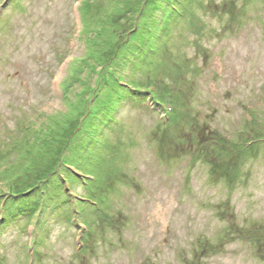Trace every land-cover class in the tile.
Instances as JSON below:
<instances>
[{"label": "rangeland", "instance_id": "374dc122", "mask_svg": "<svg viewBox=\"0 0 264 264\" xmlns=\"http://www.w3.org/2000/svg\"><path fill=\"white\" fill-rule=\"evenodd\" d=\"M0 13V203L67 149L96 178L68 197L98 204L53 202L34 240L36 223L0 226V264H264V146L248 147L264 138V0H0ZM87 58L106 66L94 99ZM147 83L173 117L126 86ZM105 102L90 141L78 129Z\"/></svg>", "mask_w": 264, "mask_h": 264}, {"label": "trees", "instance_id": "16d2710c", "mask_svg": "<svg viewBox=\"0 0 264 264\" xmlns=\"http://www.w3.org/2000/svg\"><path fill=\"white\" fill-rule=\"evenodd\" d=\"M81 6L85 7L83 3H81ZM82 22L84 24L85 21H82ZM133 32H135V30ZM127 38H126V43H128ZM97 44H98L97 41H92L91 45L96 46ZM93 52L95 51H92L91 55L94 56L95 58L96 54H93ZM92 59L93 58H89L88 60L83 59L82 61L84 62V66L80 69V71L82 72L85 68H87L85 67V64H86L90 68V72H93L96 75V78L93 79L94 86L92 87V90H91L92 94L94 95V96H91V98L93 97L94 99V97L96 96L94 92L101 84V81L104 77V71H105L104 69L106 68V66L103 61L98 62L99 58L96 59L97 61H93V63H92ZM83 72H84V76H82L83 78V81H81L82 83L80 82L82 78H77V81L85 85L84 83L85 79H87L89 76H85V74L87 73H85V71ZM103 81L105 82V79ZM120 82L121 80H119V83ZM148 86H152V85H148ZM119 87L121 88V86ZM111 88L114 90V87H111ZM141 88L143 87L139 86L137 90ZM147 91L148 89H146L145 92L148 93ZM121 97L122 96L118 97L117 99L122 100ZM90 106L91 104L87 108L88 110L87 114H88V117L90 118L87 122L83 123L81 125V129L79 128L78 130L80 132H85L88 135L90 141L95 139V141L97 142L99 138H97L96 135L99 130L101 131L103 130L102 125L99 123L100 121H102L100 118L101 113L102 111L110 112L111 107L108 106L107 102H105L103 106L99 108L96 107L95 105H92L91 107ZM86 123L87 125H85ZM49 133H51L50 128H49V131L46 133V139L50 137ZM42 139L44 138L42 137ZM71 141L72 140H70L69 142V146L71 144ZM85 146L86 145H84V147ZM261 146H264V138L258 139L254 143L253 142L248 143V147H250L249 149H251L252 147L262 148ZM66 151L67 149L64 152L59 153L57 157V162L54 163L51 167L47 168V170L45 169L46 171H48L46 173L47 177L45 180L40 179L38 185H35L34 187L29 185L28 182L30 179L26 182L22 181V186L24 189L20 191L21 193L15 195L16 198L14 197L11 202H5V204L3 203V206H0V217H1L0 226L1 228H3V226L4 228L10 226L14 219L16 220V223L19 221H23V222L27 221L25 222L27 224L33 222V223H36L35 225H37V228H38L37 231L34 232V238H37L40 236L41 233H43L42 230L44 229V218L45 216L49 215L48 212L52 208V203L56 201L60 202L61 209L62 207L64 208L65 206L69 207L70 206L69 203L71 200L69 199L68 195L70 193L73 194L74 192L72 189L76 188V184L80 185L81 183L79 179L76 178L75 175L73 176V173L69 169H76L81 174V176L85 180H87L84 183L86 187H89L88 185H91L94 182H96V178L95 176L92 175V173H85L83 170H79L73 165V163L71 162L73 160L69 158L70 155H68ZM59 159L64 161L63 169L66 172V174L58 173V171L60 172V168L58 170V166H56V164H59ZM23 177L24 176H22V178ZM89 178H92V180H90ZM23 180L25 179L23 178ZM69 188H72V189H69ZM76 203L83 205L84 207L88 209L94 208L88 202L77 200Z\"/></svg>", "mask_w": 264, "mask_h": 264}]
</instances>
